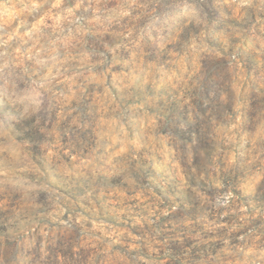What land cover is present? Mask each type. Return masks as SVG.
<instances>
[{
    "label": "rangeland",
    "instance_id": "rangeland-1",
    "mask_svg": "<svg viewBox=\"0 0 264 264\" xmlns=\"http://www.w3.org/2000/svg\"><path fill=\"white\" fill-rule=\"evenodd\" d=\"M0 264H264V0H0Z\"/></svg>",
    "mask_w": 264,
    "mask_h": 264
}]
</instances>
